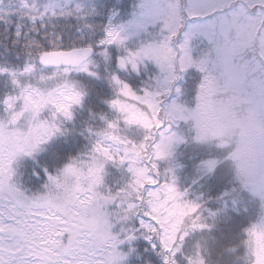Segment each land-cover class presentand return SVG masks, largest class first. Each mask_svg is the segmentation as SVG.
I'll return each instance as SVG.
<instances>
[{
  "label": "snow or ice",
  "instance_id": "6c2138e0",
  "mask_svg": "<svg viewBox=\"0 0 264 264\" xmlns=\"http://www.w3.org/2000/svg\"><path fill=\"white\" fill-rule=\"evenodd\" d=\"M0 264H264V0H0Z\"/></svg>",
  "mask_w": 264,
  "mask_h": 264
}]
</instances>
